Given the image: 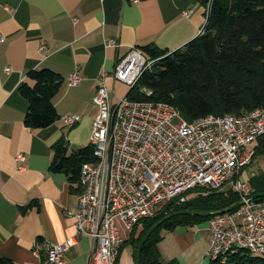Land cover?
Here are the masks:
<instances>
[{"label":"crops","instance_id":"obj_1","mask_svg":"<svg viewBox=\"0 0 264 264\" xmlns=\"http://www.w3.org/2000/svg\"><path fill=\"white\" fill-rule=\"evenodd\" d=\"M206 14L200 0H0V258L41 264L44 252L33 255L34 242L60 244L74 237L63 264H88L94 242L78 235L65 215L77 210L78 190L64 174L49 171L53 147L59 140L68 150L88 144L97 114L91 102L95 88L105 86L111 105L125 97L128 90L113 71L131 48L172 53L199 34ZM40 69L61 79L53 98L57 118L30 130L23 125L27 103L18 88L31 84L28 71ZM71 74L80 77L78 84L69 85ZM65 116L76 118L72 127L64 125ZM18 154L23 159L17 163ZM207 226L161 233V259L208 264ZM115 264H135L126 241Z\"/></svg>","mask_w":264,"mask_h":264},{"label":"built area","instance_id":"obj_2","mask_svg":"<svg viewBox=\"0 0 264 264\" xmlns=\"http://www.w3.org/2000/svg\"><path fill=\"white\" fill-rule=\"evenodd\" d=\"M107 45L115 47L111 40ZM153 63L131 48L115 65L113 78L130 89ZM79 81L77 74L68 76L70 86ZM91 102L97 109L88 140L94 161L80 167L77 210L65 213L76 233L94 242L88 264H115L137 224L171 202H185V193L193 189H231L241 202L207 221V260L225 264L229 256L245 251L264 261V201L255 202L246 180H240L254 155L249 146L264 137V110L186 122L163 103L123 97L111 105L102 84ZM62 121L69 128L76 118L65 116ZM22 159L18 154L15 161ZM74 244V237L60 244L42 240L33 243L32 254L44 252L41 264H63V254Z\"/></svg>","mask_w":264,"mask_h":264},{"label":"trees","instance_id":"obj_3","mask_svg":"<svg viewBox=\"0 0 264 264\" xmlns=\"http://www.w3.org/2000/svg\"><path fill=\"white\" fill-rule=\"evenodd\" d=\"M200 3L208 7L200 33L172 53L153 47L142 49L154 63L140 75L134 87L128 89L126 99L166 104L186 122L209 115L236 117L255 109L264 110V0H200ZM26 75L31 84L24 82L18 88L27 103L23 125L30 130L46 128L57 118L53 98L61 79L47 69L30 70ZM253 149L250 165L255 156H264V137L255 142ZM93 161V148L89 143L68 150L59 140L53 147L49 171L64 174L69 186L78 190L80 167ZM246 183L251 196L264 193V169L251 174ZM185 196V202H171L157 216L132 229L126 242L132 246L134 260L144 234L164 216L185 210L216 214L239 201L238 194L231 189H193ZM254 201L262 202L264 198ZM209 219L177 215L164 221L143 244L137 264H176L161 259L157 248L161 233L176 227H192ZM137 227L140 230L135 235ZM0 264L11 263L0 258ZM208 264L220 262L209 261ZM225 264L264 263L256 256L239 251L229 256Z\"/></svg>","mask_w":264,"mask_h":264},{"label":"water","instance_id":"obj_4","mask_svg":"<svg viewBox=\"0 0 264 264\" xmlns=\"http://www.w3.org/2000/svg\"><path fill=\"white\" fill-rule=\"evenodd\" d=\"M208 15V7H207V14H206V17ZM204 27V25H203ZM203 29V28H202ZM201 29V30H202ZM200 33V32H199ZM135 85V84H134ZM134 85L130 88L132 89L134 87ZM252 199H259V198H264V193H261V194H257V195H254L251 197ZM241 205V202L238 201L237 203H235L234 205H232L231 207H229L228 209H226L225 211L221 212V213H216V214H210V213H204V212H198V211H179V212H174V213H171L169 215H166L164 216L163 218H161L160 220H158L157 222H155L151 227L150 229L144 234L140 244H139V247L137 249V253H136V257H135V264H137L138 262V256H139V253L141 251V248L143 246V244L145 243V241L147 240V238L149 237V235L160 225L162 224L164 221L168 220L169 218L171 217H174V216H177V215H193V216H200V217H213L215 215H218V214H224V213H227V212H230V211H233L235 210L236 208H238L239 206Z\"/></svg>","mask_w":264,"mask_h":264},{"label":"rangeland","instance_id":"obj_5","mask_svg":"<svg viewBox=\"0 0 264 264\" xmlns=\"http://www.w3.org/2000/svg\"><path fill=\"white\" fill-rule=\"evenodd\" d=\"M126 89L128 90V87H126ZM254 148V144L252 146H249V149H253ZM264 169V156L262 155H259V156H255L252 160V164L246 166L244 168V170L242 171V175H240V180H244V177H247L249 176L251 173H256L257 171L259 170H262ZM204 222H207V221H204ZM204 222H201V223H204ZM260 262L264 263L263 260H259Z\"/></svg>","mask_w":264,"mask_h":264},{"label":"bare ground","instance_id":"obj_6","mask_svg":"<svg viewBox=\"0 0 264 264\" xmlns=\"http://www.w3.org/2000/svg\"><path fill=\"white\" fill-rule=\"evenodd\" d=\"M252 197V196H251ZM254 200V199H253Z\"/></svg>","mask_w":264,"mask_h":264}]
</instances>
